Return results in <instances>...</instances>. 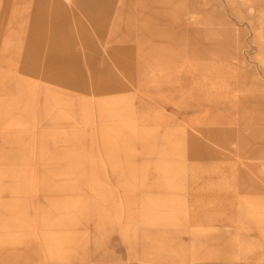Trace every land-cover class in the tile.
<instances>
[{
  "label": "rangeland",
  "instance_id": "374dc122",
  "mask_svg": "<svg viewBox=\"0 0 264 264\" xmlns=\"http://www.w3.org/2000/svg\"><path fill=\"white\" fill-rule=\"evenodd\" d=\"M0 264H264V0H0Z\"/></svg>",
  "mask_w": 264,
  "mask_h": 264
}]
</instances>
